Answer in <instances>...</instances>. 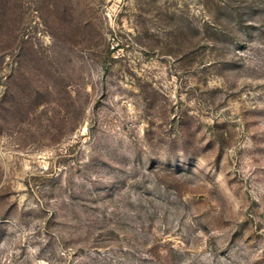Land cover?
Returning a JSON list of instances; mask_svg holds the SVG:
<instances>
[{
  "label": "rangeland",
  "instance_id": "1",
  "mask_svg": "<svg viewBox=\"0 0 264 264\" xmlns=\"http://www.w3.org/2000/svg\"><path fill=\"white\" fill-rule=\"evenodd\" d=\"M264 264V0H0V264Z\"/></svg>",
  "mask_w": 264,
  "mask_h": 264
},
{
  "label": "built area",
  "instance_id": "2",
  "mask_svg": "<svg viewBox=\"0 0 264 264\" xmlns=\"http://www.w3.org/2000/svg\"><path fill=\"white\" fill-rule=\"evenodd\" d=\"M39 262H40L39 264H44V259L41 258Z\"/></svg>",
  "mask_w": 264,
  "mask_h": 264
}]
</instances>
